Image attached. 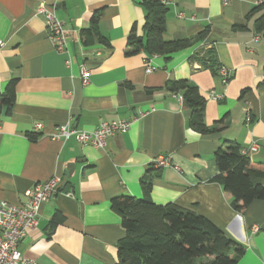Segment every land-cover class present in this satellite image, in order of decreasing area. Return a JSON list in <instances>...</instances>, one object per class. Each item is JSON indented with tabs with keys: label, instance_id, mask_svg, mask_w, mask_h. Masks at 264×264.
<instances>
[{
	"label": "crops",
	"instance_id": "1",
	"mask_svg": "<svg viewBox=\"0 0 264 264\" xmlns=\"http://www.w3.org/2000/svg\"><path fill=\"white\" fill-rule=\"evenodd\" d=\"M40 1L0 0V96L16 80L11 109L0 104V199L24 202L35 182L62 179L19 243L21 253L36 264H117L126 231L111 200L128 195L205 216L244 249L236 264H264V200L237 212L216 179L214 159L218 148L238 144L250 159L264 162V30L254 27L264 7L251 12L264 0H167L166 40L208 31L202 42L169 57L130 52L134 28L136 36L145 35L141 0H44L57 4L69 53L57 51L48 37L36 14ZM98 14L110 47L96 34L82 35ZM208 49L218 66L232 71L226 84L204 66ZM147 58L156 70L146 71ZM82 62L91 70L87 83ZM172 80L198 87L206 99L205 122L216 130L202 133L190 125L193 111L171 91ZM118 119L131 120L130 129L108 137L102 149L73 135L53 136L59 124L93 129ZM36 123H42L38 131ZM160 154L179 168L154 167Z\"/></svg>",
	"mask_w": 264,
	"mask_h": 264
},
{
	"label": "trees",
	"instance_id": "2",
	"mask_svg": "<svg viewBox=\"0 0 264 264\" xmlns=\"http://www.w3.org/2000/svg\"><path fill=\"white\" fill-rule=\"evenodd\" d=\"M141 3L145 9V35L136 36L134 28L128 38L130 52L144 50L169 57L206 38L207 29L193 38L166 40L169 7L161 0H141ZM262 6L256 5L251 12ZM98 23L99 14L92 17L91 26L83 29L82 35L96 34L101 43L110 47L109 40L100 34ZM254 27L258 32L264 30V12L255 20ZM203 63L218 74L213 49L205 50ZM15 86L16 80L10 81L0 96V104L8 109L15 100ZM168 86L182 94L192 109L190 125L194 129L202 133L217 129L205 122L206 99L195 84L172 80ZM31 139L36 140L37 135H31ZM214 159L219 168L216 179L232 195V206L237 212H245L254 200H264V162L250 159L238 144L218 148ZM143 190L148 192L149 183H143ZM111 202L126 231L117 244V264H236L244 253L240 245L226 237L208 218L190 209L172 203L157 205L128 195L115 196Z\"/></svg>",
	"mask_w": 264,
	"mask_h": 264
},
{
	"label": "built area",
	"instance_id": "3",
	"mask_svg": "<svg viewBox=\"0 0 264 264\" xmlns=\"http://www.w3.org/2000/svg\"><path fill=\"white\" fill-rule=\"evenodd\" d=\"M167 4V0H162ZM57 4L47 3L41 0L36 9V14L41 15L45 20L48 37L54 43L55 49L59 52L69 53L67 45L68 32L62 20L56 13ZM182 16V13H179ZM157 55V54H154ZM72 58L66 61L67 65H72ZM146 71L152 72L157 66L152 64L151 59H146ZM91 70L85 62L81 64V79L83 83L89 80ZM218 74L224 84L232 77V71L224 66L219 65ZM183 99V96H179ZM250 122V116H247V123ZM132 121L129 119H118L112 121H103L93 129H79L72 127L69 123L59 124L56 126L54 137L57 139H67L75 136L77 141L82 144H91L98 149H102L108 137L118 132H127L131 127ZM42 123H36V130H40ZM250 149H255L256 144H252ZM247 149H242V153L247 154ZM154 167L172 166L179 168L177 164L171 163L165 155H158L152 162ZM61 178L51 176L45 181L35 182L32 187L25 191L26 200L20 203H10L0 199V264H36L34 259L26 258L18 249L19 243L26 236L29 229L35 227L39 221L41 205L50 199L55 192L59 191ZM255 231L259 229L258 225L252 227Z\"/></svg>",
	"mask_w": 264,
	"mask_h": 264
}]
</instances>
